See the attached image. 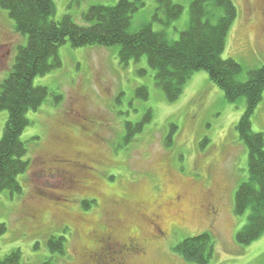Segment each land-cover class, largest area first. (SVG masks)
<instances>
[{
  "label": "rangeland",
  "instance_id": "374dc122",
  "mask_svg": "<svg viewBox=\"0 0 264 264\" xmlns=\"http://www.w3.org/2000/svg\"><path fill=\"white\" fill-rule=\"evenodd\" d=\"M171 1L184 9L180 19L168 26L154 21L156 0H143L130 31L151 25L178 41L190 26L194 0ZM232 1L238 17L222 58L240 64V82H247L249 72L264 66V0ZM118 2L54 0L52 20L69 16L86 26L83 16L91 7H114ZM26 45L27 38L0 8V90L19 48ZM119 52L120 47L73 48L67 42L58 52L61 66L34 80V86L47 88L49 95L27 116L30 125L22 141L31 165L18 179L21 192L0 196V226L6 228L0 235L1 257L20 251L21 264H94L88 253L96 250L106 229L121 243L133 236L147 241V256L130 264H190L174 248L206 233L214 243L209 264H264V234L249 246L236 241L250 215L234 212L237 191L249 179L248 151L237 132L246 100L229 103L200 71L187 82L180 99L170 103L157 87L147 57L123 66ZM142 88L147 98L137 95ZM74 102L81 118L72 111ZM8 119L7 111L0 112V140ZM128 125L132 130L126 142ZM173 127L177 130L172 134ZM252 129L264 135V95ZM57 155L92 169L86 188L70 189L52 164L41 163ZM84 201L96 204L88 209ZM213 206L216 218L209 211ZM153 214L166 216L163 225L168 231L178 226L167 242L151 239L147 218ZM51 238L65 239V255L49 249Z\"/></svg>",
  "mask_w": 264,
  "mask_h": 264
},
{
  "label": "trees",
  "instance_id": "16d2710c",
  "mask_svg": "<svg viewBox=\"0 0 264 264\" xmlns=\"http://www.w3.org/2000/svg\"><path fill=\"white\" fill-rule=\"evenodd\" d=\"M156 3L154 21L165 26L180 19L184 12L183 7L171 0H156ZM144 5L143 0H119L114 7L93 6L83 16L87 25L80 26L69 16L60 22L53 21L54 0H0V8L8 12L16 31L27 38V45L19 48L12 71L0 90V112L9 113L0 140V196L5 191L21 192L18 179L31 165L26 160L27 144L22 141L30 125L27 116L38 111L49 95L47 88L35 87L34 80L61 66L60 47L67 42L73 48L120 47L119 60L123 66L147 57L149 66L156 71V85L170 103L180 99L187 82L200 71L209 75L229 103L246 100V112L237 132L248 151L249 179L237 191L234 212L236 216L250 212L247 225L236 236L239 245L249 246L264 234V135L252 129V117L264 95V66L249 72L247 82H240L242 66L222 58L238 17L232 0H194L190 26L178 41L169 40L164 32L154 31L151 25L135 33L130 31L133 15ZM216 10L222 11V16ZM140 94L147 98V89L138 90L139 97ZM131 128L128 125L126 142L130 140ZM137 130L140 132L141 128ZM176 130L173 127L172 134ZM170 140L171 137L167 139ZM83 203L88 209L96 204L95 201ZM5 231V226H0V235ZM64 244L62 238L48 241L49 249L62 256ZM174 251L186 263L209 264L214 243L206 233L184 240ZM0 264H21V252L14 251L4 258L0 254ZM45 264L54 263L49 260Z\"/></svg>",
  "mask_w": 264,
  "mask_h": 264
},
{
  "label": "flooded vegetation",
  "instance_id": "af4514ba",
  "mask_svg": "<svg viewBox=\"0 0 264 264\" xmlns=\"http://www.w3.org/2000/svg\"><path fill=\"white\" fill-rule=\"evenodd\" d=\"M72 111L76 117H80L76 108V102L72 104ZM41 163L52 164L56 169L55 171L59 173L70 189H78L81 186L86 188V181L89 180L88 178L90 175L89 171H92L90 167L84 166L78 161L73 162V160L66 159L61 155L54 156L47 160L42 159ZM196 208L197 206H193L191 208L192 212H196ZM142 211L146 212L145 209ZM209 211H211L213 217L216 218L218 216L216 207H210ZM180 216H182V212H180ZM165 219L166 216H160L158 214H153L151 219L147 218L152 231L151 239L156 243L167 242L178 227L177 225H173L174 228L170 226V230L168 231L163 225V220ZM174 220L175 219H173L172 222H174ZM181 220L184 221V218ZM103 232L104 234H101L102 239L97 240L98 246L96 250L88 253L94 264H130L133 259L141 260L147 256V241L140 240L133 236L128 241L121 243L115 240L108 232L106 233V229L103 230Z\"/></svg>",
  "mask_w": 264,
  "mask_h": 264
}]
</instances>
